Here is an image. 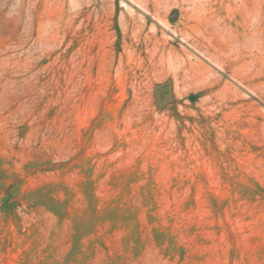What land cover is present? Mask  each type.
Segmentation results:
<instances>
[{"label": "rangeland", "instance_id": "1", "mask_svg": "<svg viewBox=\"0 0 264 264\" xmlns=\"http://www.w3.org/2000/svg\"><path fill=\"white\" fill-rule=\"evenodd\" d=\"M0 264H264V0H0Z\"/></svg>", "mask_w": 264, "mask_h": 264}]
</instances>
